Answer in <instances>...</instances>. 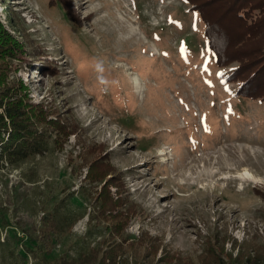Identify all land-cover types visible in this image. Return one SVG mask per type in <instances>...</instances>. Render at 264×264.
<instances>
[{
    "label": "rangeland",
    "instance_id": "rangeland-1",
    "mask_svg": "<svg viewBox=\"0 0 264 264\" xmlns=\"http://www.w3.org/2000/svg\"><path fill=\"white\" fill-rule=\"evenodd\" d=\"M52 1L0 0V22L14 12L33 47L6 79L65 128L44 154L0 168V264L47 263L26 233L55 207L76 222L54 257L97 245L106 230L87 222L88 189L101 185L84 178L89 159L132 210L124 236L150 237L156 258L207 264L241 243L264 249V102L226 81L234 65L217 66L198 13L185 0H62L69 16Z\"/></svg>",
    "mask_w": 264,
    "mask_h": 264
},
{
    "label": "trees",
    "instance_id": "trees-1",
    "mask_svg": "<svg viewBox=\"0 0 264 264\" xmlns=\"http://www.w3.org/2000/svg\"><path fill=\"white\" fill-rule=\"evenodd\" d=\"M185 2L188 9L197 12L201 18L207 46L217 66L234 65L226 81L238 83L236 94L264 102V0ZM63 3L62 0H53L49 7L58 6L64 13H70ZM10 13L7 26L0 22V62H4L0 64V168L17 166L29 158L44 154L49 150L53 136L56 142L59 134L63 132L62 136L65 135V128L60 129L61 125L58 126L49 118L51 114L46 107L30 102L20 82L6 79L7 63L25 51L26 44L28 48H33L28 43L30 40L26 39L27 32L20 33L22 29L19 28L16 15L12 11ZM83 63L78 62L79 66ZM87 161L89 165L84 178L91 183H101L93 196V187L88 189L92 209L88 212L87 222L93 221L95 225L103 226L106 232L97 245L87 249L88 253L79 252L69 259L54 257L53 249L59 241L58 237L69 233L76 222L71 214L61 213L55 207L45 213L38 235L26 233V250L33 251L28 246L35 245L47 258L46 264H128L126 252H131L133 264H170V259L173 260L171 264H193L189 259L185 261L182 256H173L165 251L156 258L157 245L149 242L150 237L147 238L149 240L144 239V233L133 239L125 237L124 230L132 210L124 205L116 192L111 194L107 185L101 182V178L109 176L108 166L96 159ZM95 164L97 167L93 168ZM260 197L264 199L263 194ZM214 239L212 242L209 240L206 250H217L214 245L216 236ZM145 240V243L141 242ZM105 242L107 247L99 246H105ZM138 244L140 248L136 246ZM239 247L235 256L231 252L225 253V259L215 258L213 253L216 251H213L209 256L211 262L207 264H264L263 248L253 250Z\"/></svg>",
    "mask_w": 264,
    "mask_h": 264
},
{
    "label": "bare ground",
    "instance_id": "bare-ground-1",
    "mask_svg": "<svg viewBox=\"0 0 264 264\" xmlns=\"http://www.w3.org/2000/svg\"><path fill=\"white\" fill-rule=\"evenodd\" d=\"M164 151H166L165 150V148H164V150L163 151H161V153L162 152H164ZM240 170V169H239ZM239 172V174H240V178H244V179H246V178H250V172L244 167H242V169L240 170V171H238ZM250 180V179H249Z\"/></svg>",
    "mask_w": 264,
    "mask_h": 264
}]
</instances>
